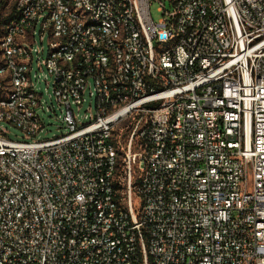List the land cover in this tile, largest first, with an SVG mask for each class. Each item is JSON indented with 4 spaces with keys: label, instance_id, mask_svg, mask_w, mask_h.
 Here are the masks:
<instances>
[{
    "label": "built area",
    "instance_id": "obj_1",
    "mask_svg": "<svg viewBox=\"0 0 264 264\" xmlns=\"http://www.w3.org/2000/svg\"><path fill=\"white\" fill-rule=\"evenodd\" d=\"M7 2L0 264H264V0Z\"/></svg>",
    "mask_w": 264,
    "mask_h": 264
},
{
    "label": "rangeland",
    "instance_id": "obj_2",
    "mask_svg": "<svg viewBox=\"0 0 264 264\" xmlns=\"http://www.w3.org/2000/svg\"><path fill=\"white\" fill-rule=\"evenodd\" d=\"M159 7H160V3L158 2H153L151 5V13H152V16L155 22H158L159 19L162 17V14L159 12ZM9 14H10V8H8L7 0H0V15H1L0 24L4 22L5 18H7ZM40 30L41 28L39 27L38 32L35 36H36V42H37L36 46L38 45L41 47L42 44H41ZM49 40H50L49 34H46L43 38V51H44L43 58L44 59L48 55ZM37 66H38L37 63H35V70L38 71L39 68ZM39 75H40V79L38 80L37 86L43 92L44 98L46 101L45 108L42 111H40L43 122L45 123L44 131L40 133V136L41 138H44V139H51L55 136H59L62 133H65L66 130L63 127L62 119L60 118L61 111L57 107L55 108L56 110L55 112L47 110L48 106H50L52 102L53 103L55 102L53 98H52L53 99L52 101L50 98V95H53L52 85L49 88H47L45 79L47 78V81L50 84L53 83V79L50 75L48 76V71L46 67H44L43 71H39ZM74 110H75V113L79 115L81 120L85 121L86 115H90L91 113L95 112V99L91 98L88 93L87 101L84 103V105L80 107L74 106ZM128 126L129 125L125 123L121 127H118L116 130V136L121 137L120 140H122L123 144H125L128 139V135H129ZM3 127L4 129L7 130L8 137L10 139L16 140V141L27 140L25 138V133L21 129L14 126L13 124L4 122ZM135 174L137 177V172Z\"/></svg>",
    "mask_w": 264,
    "mask_h": 264
},
{
    "label": "trees",
    "instance_id": "obj_3",
    "mask_svg": "<svg viewBox=\"0 0 264 264\" xmlns=\"http://www.w3.org/2000/svg\"><path fill=\"white\" fill-rule=\"evenodd\" d=\"M12 15H13V13L10 12V14L8 15V17L5 18L4 22H2V23H7L11 19ZM0 20H1V15H0Z\"/></svg>",
    "mask_w": 264,
    "mask_h": 264
}]
</instances>
